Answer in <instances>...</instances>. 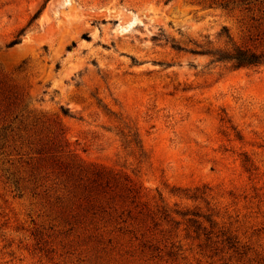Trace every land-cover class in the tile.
I'll use <instances>...</instances> for the list:
<instances>
[{
    "label": "rangeland",
    "instance_id": "rangeland-1",
    "mask_svg": "<svg viewBox=\"0 0 264 264\" xmlns=\"http://www.w3.org/2000/svg\"><path fill=\"white\" fill-rule=\"evenodd\" d=\"M234 48L264 0H0V264H264V66L202 54Z\"/></svg>",
    "mask_w": 264,
    "mask_h": 264
},
{
    "label": "trees",
    "instance_id": "trees-1",
    "mask_svg": "<svg viewBox=\"0 0 264 264\" xmlns=\"http://www.w3.org/2000/svg\"><path fill=\"white\" fill-rule=\"evenodd\" d=\"M19 41L18 36L10 43V46L18 44ZM202 54L209 56L212 63H228L233 69L264 66V54H259L249 49L234 48L230 51L217 49L206 51ZM64 114H67V111Z\"/></svg>",
    "mask_w": 264,
    "mask_h": 264
}]
</instances>
